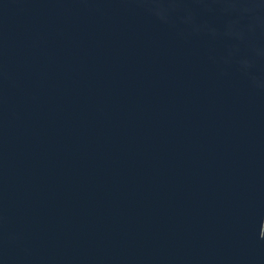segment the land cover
I'll list each match as a JSON object with an SVG mask.
<instances>
[{"label":"water","instance_id":"obj_1","mask_svg":"<svg viewBox=\"0 0 264 264\" xmlns=\"http://www.w3.org/2000/svg\"><path fill=\"white\" fill-rule=\"evenodd\" d=\"M0 264H264V0H0Z\"/></svg>","mask_w":264,"mask_h":264}]
</instances>
